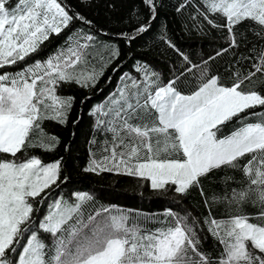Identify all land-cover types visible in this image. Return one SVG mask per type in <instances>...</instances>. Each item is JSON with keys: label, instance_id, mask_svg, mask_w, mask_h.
Returning a JSON list of instances; mask_svg holds the SVG:
<instances>
[{"label": "snow or ice", "instance_id": "obj_1", "mask_svg": "<svg viewBox=\"0 0 264 264\" xmlns=\"http://www.w3.org/2000/svg\"><path fill=\"white\" fill-rule=\"evenodd\" d=\"M142 3L154 18L155 0ZM197 10L207 25L226 30L228 47L166 82L141 64L137 75L121 76L115 92L89 113L96 117V136L89 143L97 149L90 151L84 171L143 178L153 190L177 196L198 188L208 214L201 219L171 207L146 214L103 205L88 211L94 198L77 191L49 202L37 220L33 201H44L46 190L57 185L62 160L45 164L38 156L19 154L27 148L55 149L58 138L44 131L43 122L66 123L74 103L57 89L65 83L95 87L103 69L92 64L93 48L109 50V62L119 53L96 34L73 30L56 52L29 63L52 35L74 21L91 22L70 14L60 0H0V69L23 64L0 73V264H264V111H254L264 108L259 91L264 79H253L264 76V0H198ZM248 22L254 37L251 69L232 73V83L223 84L210 73L209 61L247 41L244 34L238 38L237 29ZM150 23L137 33L148 31ZM193 68L199 69L198 83L186 91L181 82ZM246 81L256 87L242 90ZM233 119L240 126L219 135ZM223 169L241 171L247 183L229 187L237 182L225 175L224 188L209 197L202 179ZM248 203L258 212L245 213L242 206ZM213 204L226 205L228 214L215 217ZM205 233L215 254L203 247Z\"/></svg>", "mask_w": 264, "mask_h": 264}, {"label": "trees", "instance_id": "obj_2", "mask_svg": "<svg viewBox=\"0 0 264 264\" xmlns=\"http://www.w3.org/2000/svg\"><path fill=\"white\" fill-rule=\"evenodd\" d=\"M70 14H79L90 21L84 24L74 21L60 35H52L50 39L41 46V49L28 58V62L44 60L64 45L66 37L73 30H82L97 35L98 40L107 45H114L118 50V56L109 62L110 51L105 48H93L91 51L95 56L92 64L96 70L103 69V75L99 78L95 87H80L75 83L62 84L57 89V94L63 97H74L67 121L60 124L55 121L45 120L43 129L49 135L58 138V144L52 151L27 148L20 156L35 155L41 158L43 163L62 160L61 179L56 186L49 191L44 201H33L37 211L35 219L41 218L47 211V204L54 197L62 195L66 198L71 193L80 191L87 192L94 202L88 211L103 206H116L117 208L135 210L146 214H159L165 208L191 213L194 217L203 218L208 214L205 206V196L200 194L198 188H193L184 196H177L174 192H162L153 190L150 181L143 178L119 174L115 172H86L90 151H96L97 146L89 142L96 136L94 122L96 117L89 115L92 107L105 103L107 98L115 92L120 85V78L125 73L137 75L135 67L138 64L146 65L160 74L165 82L174 74H179L185 66L202 65V61L208 60L210 56H216V52L228 47L225 39L226 30H220L207 25L202 17L198 16V0H155L156 12L154 18L142 0H60ZM185 7L177 11L181 4ZM151 20L148 31L137 33L136 29L143 23ZM251 22L242 24L237 29V36L244 34L247 41L241 42L236 49H230L224 55L209 61L208 68L211 74L219 75L221 83L230 85L232 73L240 71L247 73L251 69L254 55L249 49L252 48L254 37L252 32L247 31ZM134 37L125 39L124 36ZM164 37V39H162ZM166 41L175 45L170 48ZM178 49L179 51H177ZM182 54V55H181ZM187 56L190 63L186 65L183 57ZM101 57L103 59H101ZM248 57V59H244ZM106 65V66H105ZM23 67H5L2 72H13ZM115 69V71L113 70ZM199 69L193 68L191 73H186L182 79L181 88L191 91L198 83ZM111 78V79H109ZM254 80L264 79L257 74ZM252 82H245L242 90L248 91L255 88ZM259 91L264 92V87ZM252 111V110H249ZM254 111H264L257 107ZM257 118H251L250 122H256ZM240 122L233 119L228 122L219 135H229ZM98 140L102 136L96 137ZM99 155V153H97ZM10 158V157H6ZM246 159V158H245ZM232 176L236 184L229 182V187L237 186L247 181L241 171L223 169L214 171L209 177L202 179L204 192L210 197L213 193H219L224 188L221 178ZM243 211L255 214L258 208L251 203L242 206ZM212 214L221 218L228 214V207L224 204H213ZM251 222L261 223L253 219ZM42 238L47 241L48 235L41 233ZM206 236V233H205ZM203 247L215 254L216 247L210 236H206ZM10 254V258H11Z\"/></svg>", "mask_w": 264, "mask_h": 264}, {"label": "rangeland", "instance_id": "obj_3", "mask_svg": "<svg viewBox=\"0 0 264 264\" xmlns=\"http://www.w3.org/2000/svg\"><path fill=\"white\" fill-rule=\"evenodd\" d=\"M52 162H54V161H52ZM49 163H51V162H49ZM45 164H47V163H45ZM59 197H64V196H62V195L60 194V195H58V196L54 197V199H53V200H55V199H57V198H59ZM64 198H66V197H64ZM45 213H46V212H45Z\"/></svg>", "mask_w": 264, "mask_h": 264}]
</instances>
